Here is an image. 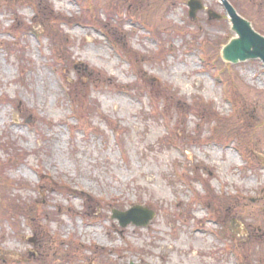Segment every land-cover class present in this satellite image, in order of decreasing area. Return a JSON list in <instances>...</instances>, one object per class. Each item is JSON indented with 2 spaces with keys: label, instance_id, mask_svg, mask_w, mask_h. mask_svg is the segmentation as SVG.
<instances>
[{
  "label": "rangeland",
  "instance_id": "1",
  "mask_svg": "<svg viewBox=\"0 0 264 264\" xmlns=\"http://www.w3.org/2000/svg\"><path fill=\"white\" fill-rule=\"evenodd\" d=\"M197 1L0 0V264H264V70Z\"/></svg>",
  "mask_w": 264,
  "mask_h": 264
},
{
  "label": "water",
  "instance_id": "2",
  "mask_svg": "<svg viewBox=\"0 0 264 264\" xmlns=\"http://www.w3.org/2000/svg\"><path fill=\"white\" fill-rule=\"evenodd\" d=\"M227 11L231 23V31L236 37L230 39L220 53L221 59L226 63L236 64L247 60L258 59L264 67V37L256 33L251 24L237 15L235 10L225 1L221 0ZM189 16L194 17L202 7L197 0H189ZM210 17L219 19L218 15L209 12ZM154 217V213L141 207H134L127 212L121 213L114 211L113 218L119 221L121 227L133 224L137 227L146 226Z\"/></svg>",
  "mask_w": 264,
  "mask_h": 264
},
{
  "label": "trees",
  "instance_id": "3",
  "mask_svg": "<svg viewBox=\"0 0 264 264\" xmlns=\"http://www.w3.org/2000/svg\"><path fill=\"white\" fill-rule=\"evenodd\" d=\"M50 9V6L49 5H47V3H45V5H39V8L38 7H36V16H35V18L37 17H40V18H43V20H47V19H49V16L51 15V11L49 10ZM89 11H91V8H89L88 9V11H86V12H89ZM84 13V12H83ZM82 14V13H81ZM87 14H90V13H87ZM43 17H42V16ZM55 18H57V19H55V20H58V21H60V24L62 23V21L64 20V19H59V16L58 15H56L55 16ZM113 18H114V15L112 14V15H110L109 17H107L106 19H105V21L106 22H99L102 26H103V28L104 29H106V27H108V26H106V23H107V25H108V23L111 21V22H113ZM77 21L78 22H81V23H85V22H87L85 19H78L77 18ZM47 22H49V20H47ZM46 24V23H45ZM114 24V23H113ZM116 25V24H115ZM109 28V27H108ZM110 28H112V27H110ZM262 33H263V35H264V31H262ZM113 36V35H112ZM18 160V159H17ZM1 167H2V164L0 165V177H1V179H2V181L4 182V180H3V178L5 179V177H3L4 176V172L3 171H1ZM3 177V178H2ZM1 190V189H0ZM1 196H2V198H1V201H2V203H3V201L5 200V196L3 195V193H2V191H1ZM2 207L3 206H0V208L2 209ZM10 215V209L8 208V210H6V209H4V213H2V215H1V212H0V217L2 218V219H5L6 217L8 218V216Z\"/></svg>",
  "mask_w": 264,
  "mask_h": 264
}]
</instances>
